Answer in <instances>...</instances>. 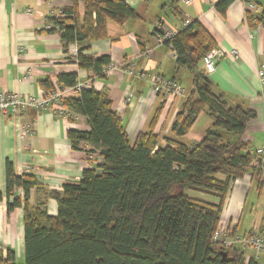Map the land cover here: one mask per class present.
<instances>
[{"label": "trees", "instance_id": "obj_1", "mask_svg": "<svg viewBox=\"0 0 264 264\" xmlns=\"http://www.w3.org/2000/svg\"><path fill=\"white\" fill-rule=\"evenodd\" d=\"M79 1L71 0L61 15L48 17L52 27L47 32L59 33L67 52L71 44L78 45L79 52L72 57L79 68L106 76L103 70L111 63L110 56L84 52L91 42L108 36L110 20L123 26L140 15L125 0H84L81 15ZM234 1L218 0L216 9L225 15ZM247 20L264 27V8L247 10ZM164 43L176 53V67L194 75L193 91L173 129L185 135L204 112L211 123L203 139L190 145L169 140L161 146L160 136L151 129L132 141L106 92L83 88L65 98L64 106L90 124L89 131H68L73 148L87 143V152L97 153L99 159L83 170L78 183L60 190L45 187L35 175H17L7 160V208L12 212L23 207L25 260L19 263L15 251L8 249L6 256L0 255V264H260L259 257L247 258L248 250L214 240L235 181L251 173L258 191L264 192V167L255 162L244 139L256 112L244 102L229 103L215 91L203 58L218 44L199 19ZM56 83L61 88L75 86L78 74H60L56 82L42 80L44 95L54 92ZM32 189L39 194L36 203L29 200ZM50 198L57 201L56 215L48 211ZM258 232H264V216ZM223 251L228 252L226 258Z\"/></svg>", "mask_w": 264, "mask_h": 264}, {"label": "crops", "instance_id": "obj_2", "mask_svg": "<svg viewBox=\"0 0 264 264\" xmlns=\"http://www.w3.org/2000/svg\"><path fill=\"white\" fill-rule=\"evenodd\" d=\"M125 1L140 17L128 20L123 26L110 20L108 36L91 42L84 53L93 57L109 55L111 63L133 64L137 72L175 78L186 90V96L158 95L149 79L137 78L123 70L96 76L92 71L79 68L70 50L65 51L60 34L47 32L48 17L61 15L59 13L71 5V0H0V93L17 92L40 98L44 95L42 80L50 78L56 82L60 74L77 73L78 82L83 83L84 88L93 87L108 94L132 141L141 132L152 129L160 136L161 146L169 140L189 145L197 143L204 137L202 131L206 132L211 123L210 119H204V130L201 128L202 134H198L202 113L185 135L179 136L173 129L177 114L193 91L194 75L187 68L176 67L175 52L164 42L156 41L155 31L159 26L179 30L185 19H199L215 36L218 46L227 51L217 62L215 72L207 73L215 91L222 92L231 104L244 102L246 107L255 110L256 117L250 121L244 139L250 148L264 147V82L258 74L264 64V27L256 22L251 25L247 20V10L264 8V0L250 1L255 5L253 8L250 2L235 0L225 15L216 9L218 0H192L189 4L184 0L177 4L173 0ZM28 8L32 11L28 12ZM84 11V0H80L79 12L83 15ZM232 49L238 51L237 57L230 54ZM184 71L188 73L187 88L183 82ZM61 89L56 83L55 91ZM130 92L134 96L131 103L126 104ZM57 108L54 103L43 110L25 109L17 115H0V191L3 194L0 255L6 256L8 249H13L19 263L25 260L24 211L23 207L8 211L7 160L13 163L17 175H35L45 187L60 190L67 183H78L83 170L99 159L94 152L89 154L84 144L79 149L73 148L68 137L70 129L89 131L88 119L76 113L63 118L57 114ZM26 129L33 132L25 134ZM254 182L251 173L235 181L225 202L223 226L241 233L244 206ZM17 193L24 197L22 189ZM38 197V191L32 189L29 200L36 203ZM48 211L51 215L57 214L55 198L48 200ZM263 216L253 227L256 231H260Z\"/></svg>", "mask_w": 264, "mask_h": 264}, {"label": "built area", "instance_id": "obj_3", "mask_svg": "<svg viewBox=\"0 0 264 264\" xmlns=\"http://www.w3.org/2000/svg\"><path fill=\"white\" fill-rule=\"evenodd\" d=\"M192 0H184L186 4H189ZM249 6L253 8L254 3L250 2ZM28 12L32 9L28 8ZM59 14H62L60 12ZM55 15V14H53ZM192 19L187 18L184 20L182 26H187ZM52 27V24H48V28ZM177 30H173L168 27L159 26V30L156 31L155 38L158 43L164 42L166 39L173 37ZM79 52V47L77 44H72L70 46V54L75 56ZM230 54L237 57L238 51L232 49ZM227 55V51L221 46L212 48L203 58V64L208 74H212L216 70L217 62ZM176 58V53H174ZM115 70H123L124 72L137 76V78H147L152 84L153 90L158 95L163 96H186V90L184 87L175 79L163 77L158 74H149L142 71H136V67L133 64L119 65L115 63H110L107 65L103 73L108 74ZM258 74L264 82V64L259 67ZM84 88V84L78 82L75 86L65 87L61 90L54 91L43 97L36 98L32 95H21L17 92L0 93V115H5L8 113L20 114L25 109L43 110L57 103V114L63 118H70L74 113L66 108L63 104V100L67 96L78 95L81 89ZM134 94L130 92L125 99V103H131ZM30 129H26L24 133H32ZM85 148L90 149V145L83 143ZM252 154L256 155V163L264 167V147L261 148H250ZM91 154V153H89ZM97 154V153H95ZM214 240L220 242L226 247H237L243 250H252V253L247 254V258L251 256L259 257L264 254V232H244V233H233L229 227L220 225L219 229L214 235Z\"/></svg>", "mask_w": 264, "mask_h": 264}, {"label": "rangeland", "instance_id": "obj_4", "mask_svg": "<svg viewBox=\"0 0 264 264\" xmlns=\"http://www.w3.org/2000/svg\"><path fill=\"white\" fill-rule=\"evenodd\" d=\"M72 45V44H71ZM70 45V46H71ZM183 82L184 86L187 88L189 81H188V73L184 71ZM203 120L198 124L197 130L199 131L201 128H204V119H209L202 113ZM200 127V128H199ZM204 130V129H203ZM202 136L205 135V131ZM198 134H202L201 130ZM264 214V192L260 193L257 189L256 181L251 186L249 195L247 197L246 205L244 206V214L241 220V224L239 226V232H244V230H251L254 226H256L262 220V216ZM250 252V250H248ZM260 264H264V254L259 258Z\"/></svg>", "mask_w": 264, "mask_h": 264}, {"label": "water", "instance_id": "obj_5", "mask_svg": "<svg viewBox=\"0 0 264 264\" xmlns=\"http://www.w3.org/2000/svg\"><path fill=\"white\" fill-rule=\"evenodd\" d=\"M222 255H223L224 258H226L228 256V252L227 251H223Z\"/></svg>", "mask_w": 264, "mask_h": 264}]
</instances>
